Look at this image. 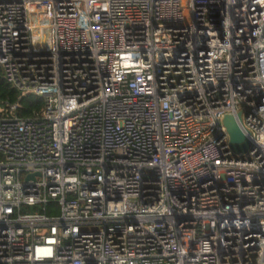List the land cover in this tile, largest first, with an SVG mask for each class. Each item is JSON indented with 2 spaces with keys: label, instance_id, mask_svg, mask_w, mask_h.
I'll list each match as a JSON object with an SVG mask.
<instances>
[{
  "label": "built area",
  "instance_id": "2783aa9c",
  "mask_svg": "<svg viewBox=\"0 0 264 264\" xmlns=\"http://www.w3.org/2000/svg\"><path fill=\"white\" fill-rule=\"evenodd\" d=\"M0 67V264H264V0H0Z\"/></svg>",
  "mask_w": 264,
  "mask_h": 264
},
{
  "label": "trees",
  "instance_id": "16d2710c",
  "mask_svg": "<svg viewBox=\"0 0 264 264\" xmlns=\"http://www.w3.org/2000/svg\"><path fill=\"white\" fill-rule=\"evenodd\" d=\"M5 101L17 102L16 114L22 117L31 116L43 104L42 98L34 94L19 96L18 91L4 79L0 67V108Z\"/></svg>",
  "mask_w": 264,
  "mask_h": 264
},
{
  "label": "water",
  "instance_id": "95a60500",
  "mask_svg": "<svg viewBox=\"0 0 264 264\" xmlns=\"http://www.w3.org/2000/svg\"><path fill=\"white\" fill-rule=\"evenodd\" d=\"M229 136V143L234 153L246 150L250 147V141L241 133L232 115H225L222 120Z\"/></svg>",
  "mask_w": 264,
  "mask_h": 264
}]
</instances>
